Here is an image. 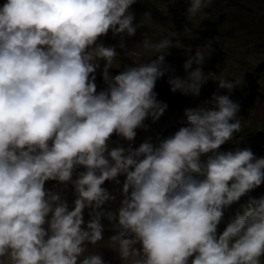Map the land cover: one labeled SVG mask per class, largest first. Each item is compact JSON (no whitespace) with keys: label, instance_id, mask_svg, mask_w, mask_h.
I'll list each match as a JSON object with an SVG mask.
<instances>
[{"label":"clouds","instance_id":"clouds-1","mask_svg":"<svg viewBox=\"0 0 264 264\" xmlns=\"http://www.w3.org/2000/svg\"><path fill=\"white\" fill-rule=\"evenodd\" d=\"M135 3L0 5V264H106L99 253L85 255L104 239V219L124 264H261L264 195L249 196L218 233L225 210L264 184V157L251 148L221 150L241 128L240 105L230 96L239 80L221 74L210 99L185 109L184 126L134 146L146 121L168 108L157 98V81L168 75L173 93L199 97L214 51L212 41L197 46L183 64L186 77L170 75V32L157 43L142 41L154 56L113 74L117 46L100 38L119 37L127 55L125 38L144 26L134 23ZM189 3L191 20L208 0ZM48 181L73 186L71 206ZM106 181L119 186L116 209L106 207L117 200Z\"/></svg>","mask_w":264,"mask_h":264},{"label":"rangeland","instance_id":"rangeland-1","mask_svg":"<svg viewBox=\"0 0 264 264\" xmlns=\"http://www.w3.org/2000/svg\"><path fill=\"white\" fill-rule=\"evenodd\" d=\"M4 2L5 0H0V5ZM251 5L257 7V12H264V0H208L207 6L201 13L189 20L187 15L189 0H175L174 3L170 0H137L130 11L135 13L134 23L142 21L144 26L137 30L134 37L125 38L127 55L118 47L119 37H113L111 32L100 39L106 46H117L119 55L116 58V66L120 69H111L112 73L116 74L114 70L122 71L125 65L139 63L155 55L154 51L149 53L143 49V40L157 43L168 37L171 32L174 34L170 37L174 47L167 50L169 55L166 57V62L174 69V72L169 74L181 78L187 75L183 64L190 55L195 54L197 46L212 41L214 51L203 65L208 82L202 87L199 97L188 95L189 101L185 109L202 106L205 100L210 99L218 88L216 80L221 74L229 79L239 80V85L230 96L240 105L237 118L240 120L241 128L235 134L234 140L221 146V150H234L236 147L251 148L257 157H264V44L258 46L253 44L258 37L255 30L261 24L254 21L255 16H249L248 7ZM260 5L263 6L259 7ZM146 13L148 15H145ZM176 41L180 42L178 47ZM262 41L264 43V37ZM96 75L98 86L104 87L100 72L98 71ZM220 94L229 93L226 89H221ZM185 109L168 107L158 121L147 120L149 128L147 131L138 130L134 146H139L149 137L156 142L158 138L166 137L184 126ZM116 140L112 139V141ZM122 143L127 146L126 142ZM120 179L123 181L124 177ZM45 187L62 192L70 206L75 199L71 184L65 188L56 181H48ZM103 187L117 195L116 202H110L106 207L118 208L121 199L117 191L119 186L114 182H105ZM234 205L225 210L224 219L218 225V233L223 232L230 218L236 214ZM84 216L87 221L88 210H85ZM102 222L105 225L104 239L94 247L88 245L85 255L96 252L102 255L106 264H124L118 252L110 247L108 239L115 234L111 225L106 219ZM261 264H264V257H261Z\"/></svg>","mask_w":264,"mask_h":264},{"label":"water","instance_id":"water-1","mask_svg":"<svg viewBox=\"0 0 264 264\" xmlns=\"http://www.w3.org/2000/svg\"><path fill=\"white\" fill-rule=\"evenodd\" d=\"M121 70H114L116 74H118ZM168 76L159 79L157 81V85L155 91L158 93V99L167 103L168 107L185 109L187 107L189 97L181 94L180 92L173 93L170 90V85L167 83ZM103 86H98V91L101 90ZM112 139H118L115 135ZM83 168L77 169V171H83ZM111 181H106V183H110Z\"/></svg>","mask_w":264,"mask_h":264},{"label":"trees","instance_id":"trees-1","mask_svg":"<svg viewBox=\"0 0 264 264\" xmlns=\"http://www.w3.org/2000/svg\"><path fill=\"white\" fill-rule=\"evenodd\" d=\"M261 6H263V5H260L259 7H261ZM256 8L257 7L252 6V5L250 7H248V9H249L248 14H249V16H255L254 21L261 24L260 27L257 26V28L255 30V34L258 37H257L256 42L253 43V44H256V46H258L259 44H264L262 41V39L264 37V12H262V11L257 12L256 10H258V9H256ZM253 24H255V23L253 22ZM262 195H264V184H262L259 188L253 190L248 195L242 197L240 202L235 203L234 212L236 213L237 211H241V212L243 211V207L246 206V202H247V199L249 196L259 198Z\"/></svg>","mask_w":264,"mask_h":264}]
</instances>
